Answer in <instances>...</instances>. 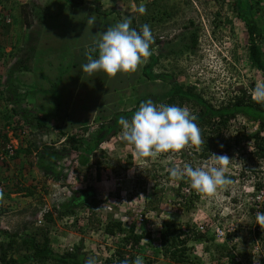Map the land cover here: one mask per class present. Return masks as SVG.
<instances>
[{"label": "rangeland", "instance_id": "374dc122", "mask_svg": "<svg viewBox=\"0 0 264 264\" xmlns=\"http://www.w3.org/2000/svg\"><path fill=\"white\" fill-rule=\"evenodd\" d=\"M52 1L0 2V10L2 9L6 15L5 20L11 15L17 19L16 25L9 30L0 29V47L6 54L11 52L14 42L9 41L10 34L21 35L22 38L28 31L33 32L34 37L39 35L42 38L43 34L49 37L42 38L43 43L40 46H49L52 51L57 49L54 54L48 52L49 63L44 67V72L52 84L51 89L50 84L45 83V80L41 81L39 77L36 78L32 71H25L14 77L17 83L14 95L19 101L15 104L17 106L11 104L8 92L4 90L7 84V68L11 60L9 57L0 60V108L6 114H9L12 106L33 110L37 102L33 97H28L26 92L41 85L47 92L38 94L40 98L38 102L44 106L27 117V120H31L29 124L32 125L35 134L26 135V140L36 142L38 147V143L42 146L45 144L44 147L49 148L47 150L50 153L51 149L67 148L68 144L64 142L61 132L64 136L76 134L83 138L84 147L87 146L91 150L93 157L87 161L84 151H73L69 156L58 160L55 168L65 177L56 180L51 177V173L45 174L43 170L47 164L45 161L48 160L44 154L47 150L42 151L38 148L37 151L32 147L31 155L25 158L26 163L21 168L25 175L21 185L20 180L19 183L16 182L17 168H14L13 161L0 163V179L6 181L3 188L4 196L0 200V243L5 244L9 241V233L17 232L18 241V238L39 226L47 228L50 247L58 254L70 251L82 242V252L86 258L94 255L100 264H106L105 260L111 258L117 249L125 250L126 254L132 252L136 256L141 255L152 261H169L159 252L161 229L168 227L177 230L191 225L207 224L208 236L214 235L216 228L222 231L223 236L217 238L214 235L216 242L202 240L188 244L190 250L187 254L191 264H227V260L222 258L221 249L218 245L215 246L216 243L224 242H227V248L236 256L232 259L233 262L261 264L264 240L257 237L253 240V230L260 225L253 216L256 214L251 210L258 209L259 204L264 201V189L258 192L255 188L257 183L264 185V162H256L255 158L249 156L253 146L247 139L257 132V123L237 115L235 120L228 122L222 129L218 141L228 140L230 147L225 153L212 152L210 156L215 153L226 155L232 160L226 175L233 183L218 189L213 195H206L193 190L187 178L170 179L169 172L173 167L182 169L185 163L193 167L207 166L210 163V156L202 158L201 148L195 149L189 144L179 152H166L155 157L143 158L135 153L133 146L122 139V128L116 125L118 122L110 119L112 111L131 110L138 94L143 95L142 84L145 81L136 84L135 80H143L142 69L149 63L150 68L146 71L150 75L173 74V80L177 84L194 86L195 92L201 93L213 106L226 102L242 90L248 96L257 81L264 82V75L252 68L247 59L248 36L236 10V4L239 2L240 7L246 11L244 4L240 3L243 0H156L155 7L152 5L153 0H143L139 3H134L133 0H85L82 10L75 9L76 19L71 23L66 21L68 12L64 10L65 12L61 13L59 7H56L57 9L50 10L48 24L42 25L34 15L38 11L34 13L33 7H39V11L46 7V11L48 7L50 9ZM25 4L28 5L26 10L31 13L29 29L26 28L21 13V6ZM262 4L264 5V0ZM142 5L147 9L146 14L139 11ZM95 7H99L106 15L98 17V13L94 12ZM82 12L84 15H78ZM93 14L98 18L96 25L86 31L88 16ZM258 14H255V17L261 35L264 36V16ZM125 17L132 20L131 27L137 31L144 24L150 25L154 36V43L150 46L151 56L144 60L135 72H120L115 77H109L103 71H98L93 75H79L77 81V66L82 62L79 50L84 48L85 51V48L92 44L93 34L106 31L108 27ZM51 18L53 24L50 22ZM10 21L11 19L5 23ZM80 22L81 26L78 27ZM194 32L197 44L193 52L170 54L166 58L160 57L157 61L160 51L161 54H167L168 50H183L182 44H188L189 36ZM35 39L33 44L39 47L40 40ZM262 47L264 50V45ZM153 59L154 63L151 61ZM57 60L62 61L60 72L57 70ZM30 66L32 61H29ZM156 82L154 87L150 85L146 88L154 95L165 90L160 81ZM153 101L155 102V99ZM91 105L96 106L84 109L85 106ZM182 106H188L193 114L198 110L186 103ZM48 107L51 110H48ZM33 115L39 119L46 118L45 124L49 131L46 132V127L39 129L35 125ZM65 115H70L72 119L64 118ZM59 116L64 120L57 119ZM18 118L17 116L14 119ZM111 120L114 124H111ZM56 123L60 129L52 128ZM100 124L109 127L107 131L112 134L93 149L96 140H92L91 135L95 134ZM1 127L0 120V129L6 130V127ZM84 127L87 128L86 132L82 131ZM6 135L8 141L17 148V139L12 131L7 129ZM39 151L44 152L40 155V160H45L44 162L39 161ZM16 185L35 186L33 196L25 197V193L17 192ZM71 207L74 208L73 212L70 214L66 212L60 216L64 212H61L62 210ZM53 208L56 211L52 212V222L45 224V221H39L41 214ZM110 221L121 222L125 232L133 227L135 233L150 234L148 240L150 243L141 241L137 250L121 247L123 246L121 239L126 234L118 232L110 236L104 232ZM23 225H26L24 231L20 230ZM4 231L8 234L4 235ZM15 248L6 251V259H17L16 264H24V251L23 257H20Z\"/></svg>", "mask_w": 264, "mask_h": 264}, {"label": "trees", "instance_id": "16d2710c", "mask_svg": "<svg viewBox=\"0 0 264 264\" xmlns=\"http://www.w3.org/2000/svg\"><path fill=\"white\" fill-rule=\"evenodd\" d=\"M143 0H133L134 3H139ZM1 2V0H0ZM50 9L49 7L45 11L44 7L42 11H39V7H33L34 13L36 12V17L39 19V21L43 24H48V19L50 14V10L52 11L56 7H59V10L61 13H64L65 11L68 12L66 21L68 23H71L76 18L74 17L76 14L75 9H83L82 7L85 5V0H53L50 2ZM244 4L245 10H243L240 7L239 2L236 4V10L238 13V18L242 20L245 30L248 36V44L246 48V55L247 59L251 65L252 68L258 70L264 75V50L262 45H264V36L261 35L262 32L259 30V24L258 20L255 17V14L264 16V5L262 4V0H243L240 2ZM57 5V6H56ZM152 5L155 7L156 0L152 1ZM48 6V5H47ZM54 6V8H53ZM28 9V5L25 4V6H21V13L23 17V21L25 22V26L27 29L31 27L29 17H31V13H28L26 10ZM57 9V8H56ZM158 9V8H157ZM58 10V14H60ZM65 10V11H64ZM245 11V12H244ZM94 12L98 13V17H101L103 15H106L105 13L100 11L99 7L94 8ZM2 9L0 10V29H7L14 25H16V16L11 15L10 23H5L6 15L3 14ZM57 14V13H56ZM78 15H84L82 12ZM54 18V17H53ZM53 18L50 19V22L53 24ZM153 19V17H150ZM98 19V18H96ZM81 26V22L78 27ZM78 30L80 28H77ZM21 36V35H20ZM19 35L10 34L9 41H14L12 44L11 52L5 53L2 48L0 47V60H2L3 57L11 60V62L8 65L7 68V84L5 87V91L8 92L9 99L11 104L15 105L18 103V99L15 98V89L17 86L16 80L14 77L18 74H23L25 71H32V73L35 75V77H39L41 81H46L45 83L50 84L51 86L49 89L52 88L51 82L48 80V75L44 72V67L46 64L49 63L47 60L50 55L48 52H57V49L52 51L48 47H44V45L40 46L43 42L41 41L42 38L49 39L48 36L42 35V38L34 37L33 32L28 31L26 33V36H22L20 38ZM34 38L35 40H40V43H38L39 47L34 46ZM160 43V41L158 40ZM20 44L21 46H18ZM197 44V36L196 33H192L189 36V42L188 44H182L184 45L183 50H168L166 52L167 54H161V51L157 55L159 57L157 61L161 58H166V56L172 55H179V53H182L184 51H190L193 52L196 48ZM92 45V44H91ZM89 45L88 47H90ZM80 48V46L77 48V50ZM84 49V48H83ZM82 48L79 50L81 54V60L82 62L77 66V77L76 80L79 81V75L86 76L87 74L82 71L81 65L84 63H87V58L85 56V51ZM14 50V52H13ZM86 50V48H85ZM98 56L97 54H94V57L96 58ZM47 57V58H46ZM8 61V60H7ZM29 61H32V66L29 67ZM58 61V68L59 69L62 61ZM153 63L155 59L151 60ZM151 63H149L147 66H145L142 69L141 72V79H136V84L143 83L142 86H144L143 95L137 97L136 103H134V107L129 111L124 112H114L112 111V118L117 123L118 120L121 117H125L127 119H131L134 112L138 110L139 105L141 102L147 101L148 99H155V102H160L163 104L168 105H178L182 106L185 103L190 105L193 108H198L197 112L194 114L197 116L196 123L201 129V135L203 139V144L201 145H192L195 149L201 148V157L206 159L210 156V153L217 152L219 154L225 153L229 149V141L228 140H220V135L222 129H224L227 126V123L235 120L237 115H241L245 118H248L250 121L258 124V130L253 135H250L247 139H249L252 142L253 150L249 152V156L251 158H255L256 162H264V104H258L255 101H253L251 95L248 96L245 95V91L242 90L240 93L235 94L230 99H228L226 102L220 103L218 106L211 105L207 100H205L201 93L195 92L194 86H184L182 84H177L173 80V74H166V73H160L156 76L150 75L148 71H146L147 68H150ZM60 72V71H59ZM79 73V74H78ZM140 78V77H138ZM1 80V77H0ZM156 81L161 82V86L164 87V92L154 95L147 91V87L155 86L157 83ZM1 83V82H0ZM78 83V82H77ZM40 85V84H39ZM136 90L137 87H136ZM47 91H45L42 86H36L33 89H29V91L26 92L28 97H33L36 100V105L33 107V110L22 108V106L14 108L13 106L10 108L9 114H6L3 112L2 108H0V120L2 121V127H6V130L9 129L12 131V134L14 135L15 139H17L18 146L14 150V155L11 157V162L13 161L14 168H17V172L15 176L18 178L17 183L20 185L23 184L25 175H23V172L21 171L22 165L25 164L26 157H29L32 153L31 148L34 147L35 150L38 151V148L40 150L45 149L49 150V148L46 149L45 144L42 146L40 143L39 147L36 145V142L28 141L26 140V135H34L35 132H33L31 120H27V117L33 113L36 109L39 111L40 108L43 109V104H40L38 101H40V98L38 97V94H46ZM141 94V93H140ZM54 98V97H53ZM25 99V98H24ZM26 103V100L24 101ZM95 104V103H94ZM17 106V105H15ZM96 105L91 106H85L84 109L88 108H94ZM46 108V107H45ZM48 110H51L50 107H48ZM47 110V111H48ZM19 117L18 120H15L14 118ZM61 119L64 120V118L70 120V115L65 116H59ZM69 117V118H68ZM34 118V121L36 122V126L39 129H42L44 127L47 128L46 132L49 131V127L45 124V119L37 118L36 116H32ZM99 117L96 118L98 120ZM113 120H111V124L113 123ZM57 122V121H56ZM15 124V125H14ZM114 124V123H113ZM119 125V124H116ZM16 126V127H15ZM55 127L56 129H60V126L58 123L55 124V126H52V128ZM109 127H105L102 124L98 127V130L95 131V134L91 135L92 140H96V144L94 145L93 149L97 147L100 143L106 141V138H109L112 133H108L107 129ZM120 128V125H119ZM54 129V128H53ZM6 130L0 129V152L4 148V146L9 142ZM87 128H82L83 132H86ZM117 129H115L116 131ZM211 133V134H209ZM38 135V134H37ZM61 135L64 138V142L68 144L67 148L61 149V150H55L51 149L50 153H48V150L46 153L39 151L38 157L39 161L40 155L42 153L46 154L48 157V160L41 161L47 164L45 167H43V170L45 174L51 173V177L55 178L56 180H59V178L63 179L65 176L61 174L60 171H57L55 168V165L57 164L58 160L63 159V157L69 156V154L73 151L81 152L84 151V156L87 157V161H89L90 158L93 157L91 150L88 149V147H84V140L83 138H79L76 134L75 135H67L64 136L63 132H61ZM39 139V138H38ZM223 145V147H221ZM43 151V150H42ZM92 155V156H91ZM40 163V162H39ZM42 163V164H45ZM90 164V162H89ZM97 164V163H96ZM4 179H0V186L1 189H3L6 186V183H4ZM4 185V186H3ZM17 186V185H16ZM34 187L35 186H17L16 191L17 192H23L26 196H33L34 194ZM256 190L260 192L264 189V185L262 183H257L255 186ZM4 196V195H3ZM7 198L9 196V193L6 194ZM2 200V199H0ZM73 204V203H72ZM258 209L252 208L253 214H256L257 212H264V201L262 204H259ZM64 207V206H63ZM62 207V209H63ZM70 209V210H69ZM68 210H62L63 212L60 216L64 215L66 212L70 214V212L74 211V208L71 207ZM54 208L51 210H46L45 213L42 214V218L45 221V224L48 222H52L53 215L52 212H54ZM256 217V215H253ZM26 228V225H23L20 230L24 231ZM207 230V229H206ZM144 231V230H143ZM250 231V230H249ZM104 232L107 235L114 236L116 233H124L126 234L121 241L123 242V246L121 247H130V250H137V247H139L140 242L142 240H145V243H148V240L150 238V234L145 232L135 233L134 228L130 227L128 232H125V230L122 228L121 222L115 221V222H108L106 225ZM8 233L4 231V235H7ZM209 233L207 232H201L198 230L197 226L191 225L187 226L185 229H177L172 230L168 227H165L163 230L161 229L159 232V252L160 254L166 259H168L170 262L174 264H191L189 262L188 254L187 252L190 250L187 246L190 243L194 242H201L202 240H208L211 242H216L214 235L208 236ZM18 236L17 232L9 233L8 238L9 241L7 243H0V264H16L18 263L17 259H6V251L10 249H14L17 252H19L20 257H23L22 251H24V264L25 262H46L49 264H85V261L87 260L86 255L82 252L83 251V244L80 242L79 245L74 246L73 249L70 251H66L62 254L55 253L52 248L50 247V240L47 232V228H40L39 226L37 228H34L31 232L28 234H25L24 236L18 238V241L16 240ZM229 234L227 235V238L229 239ZM253 237L255 240V237L257 239L264 240V229H261V227H255L253 230ZM150 243V242H149ZM148 243V244H149ZM219 247L221 249L222 258L224 260H227V264H240V262H233L232 259L236 256L233 255L231 252V249L229 250L227 248V242H224L223 244H215V246ZM193 246V244H192ZM191 246V247H192ZM140 252V250H138ZM128 258L129 264H132V261L135 259L136 255L132 252L129 254H126V251L124 250H115L112 254L111 258L106 259V264H120L121 261H123L125 258ZM144 258V257H143ZM146 259V260H145ZM145 264H152L154 261L144 258ZM261 264H264V256L260 262Z\"/></svg>", "mask_w": 264, "mask_h": 264}, {"label": "clouds", "instance_id": "9594fccd", "mask_svg": "<svg viewBox=\"0 0 264 264\" xmlns=\"http://www.w3.org/2000/svg\"><path fill=\"white\" fill-rule=\"evenodd\" d=\"M139 11L146 14L147 9L142 5ZM86 24V31L93 28L96 25V16H88ZM131 24L132 20L125 17L106 31L93 34L92 45L86 47L84 53L87 63L81 65L82 71L88 75L103 71L109 77H115L120 72H135L138 66L151 56L150 46L154 43V36L150 25L144 24L137 31ZM97 53L98 56L94 58ZM250 95L256 103L264 104V82L257 81L255 87L250 90ZM196 121L197 116L188 106L158 104L148 99L140 103L130 120L121 117L118 124L122 128V139L134 147L137 155L147 158L160 153L179 152L189 144H203L201 129ZM9 160H0V163ZM209 161L207 166L193 167L185 163L182 169L173 167L169 170L170 179L187 178L193 190L206 195H213L218 189L231 185L233 181L226 173L232 160L226 155L213 153ZM3 195L0 186V199ZM39 221H44L42 214ZM256 222L264 229V212L256 213ZM85 264L100 262L92 255L87 258ZM120 264H129L128 258ZM132 264H145L143 256L137 255Z\"/></svg>", "mask_w": 264, "mask_h": 264}, {"label": "built area", "instance_id": "2783aa9c", "mask_svg": "<svg viewBox=\"0 0 264 264\" xmlns=\"http://www.w3.org/2000/svg\"><path fill=\"white\" fill-rule=\"evenodd\" d=\"M9 18L5 20V22H8ZM14 155V146L11 143L6 144V146L2 149V151L0 152V160H9L10 157H12ZM198 230L201 232H206V229L208 228L207 224H200L197 226ZM215 237L219 238L221 236H223V233L220 229L215 230ZM145 241V240H142ZM146 242V241H145Z\"/></svg>", "mask_w": 264, "mask_h": 264}, {"label": "crops", "instance_id": "0c3cea01", "mask_svg": "<svg viewBox=\"0 0 264 264\" xmlns=\"http://www.w3.org/2000/svg\"><path fill=\"white\" fill-rule=\"evenodd\" d=\"M24 29V28H23ZM58 34H59V36H60V33H59V31L57 30L56 31ZM24 36H26V33L24 34ZM60 37H62V36H60ZM17 141V140H16ZM17 143V142H16ZM152 264H174V263H172V262H170V261H165V260H157V261H154Z\"/></svg>", "mask_w": 264, "mask_h": 264}]
</instances>
